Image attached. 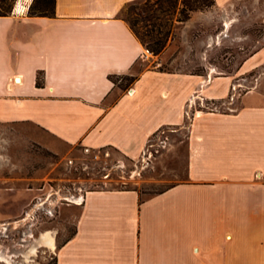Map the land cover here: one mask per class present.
<instances>
[{
  "label": "crops",
  "instance_id": "crops-1",
  "mask_svg": "<svg viewBox=\"0 0 264 264\" xmlns=\"http://www.w3.org/2000/svg\"><path fill=\"white\" fill-rule=\"evenodd\" d=\"M133 1L53 0L50 14L0 16V123L34 129L52 152L111 148L133 160L159 129L187 131V180L148 198L85 192L55 264H264V79L232 112L188 105L197 91L226 98L264 64V43L234 76L149 69L119 16Z\"/></svg>",
  "mask_w": 264,
  "mask_h": 264
},
{
  "label": "rangeland",
  "instance_id": "rangeland-1",
  "mask_svg": "<svg viewBox=\"0 0 264 264\" xmlns=\"http://www.w3.org/2000/svg\"><path fill=\"white\" fill-rule=\"evenodd\" d=\"M143 1L125 5L119 16L144 40L166 41L161 53L148 51L149 69L207 78L234 76L264 43V0H232L196 11H188L182 0H150L145 7ZM18 3L36 14H50L53 7V0H0V8L11 14ZM181 11L188 14L186 21H179ZM247 77L241 83L233 80L222 100H205L197 91L188 105L198 112L211 105L232 112L236 100L264 79V64ZM163 130L154 157L133 160L111 148L74 145L52 152L34 129L0 123V264H55V248L43 247L39 239L51 232L57 247L71 236V205L81 203L87 191L134 189L148 198L185 182L186 128ZM32 248L36 253H30Z\"/></svg>",
  "mask_w": 264,
  "mask_h": 264
},
{
  "label": "trees",
  "instance_id": "trees-1",
  "mask_svg": "<svg viewBox=\"0 0 264 264\" xmlns=\"http://www.w3.org/2000/svg\"><path fill=\"white\" fill-rule=\"evenodd\" d=\"M150 0H144L142 5L145 7L148 5ZM183 5L188 9V11H196L201 10L202 8H209L212 7L215 2L214 0H182ZM53 8V7H52ZM142 11L145 10L142 8ZM8 14V10L6 8H0V16H5ZM31 15H45V14H36L29 12ZM182 15L181 19L179 21L183 22L188 19V14L185 13V11H181L180 13ZM145 20V19H144ZM129 27L133 34L136 36V38L140 41V43L145 47V49L154 55H157L162 52V50L165 47V42L163 40H152V41H146L143 37H140L138 33L134 30L133 25L129 22ZM147 36H150V33L147 34ZM37 85H40L39 77H37Z\"/></svg>",
  "mask_w": 264,
  "mask_h": 264
},
{
  "label": "built area",
  "instance_id": "built-area-1",
  "mask_svg": "<svg viewBox=\"0 0 264 264\" xmlns=\"http://www.w3.org/2000/svg\"><path fill=\"white\" fill-rule=\"evenodd\" d=\"M24 6L20 7L19 14H23V13L27 12L28 9H27V7H24ZM238 87H240V85ZM130 92H131V89L128 90V93H130ZM190 107H192V106H190ZM227 109H229V108H227ZM206 111L207 112H217V111H221V110H219L218 107L211 105L210 107L206 108ZM230 111H234V110L232 109ZM195 114L196 113H194V115ZM164 134H165V131L163 129H159L155 134H153L151 137L148 138V140L145 144V147L142 151L143 157H146V158L154 157V154H156L158 152L156 147L160 146L159 144H157V142L159 143V141H161L160 139L162 138V136H164ZM159 136H160V138H159ZM155 137H157V138H155Z\"/></svg>",
  "mask_w": 264,
  "mask_h": 264
},
{
  "label": "bare ground",
  "instance_id": "bare-ground-1",
  "mask_svg": "<svg viewBox=\"0 0 264 264\" xmlns=\"http://www.w3.org/2000/svg\"><path fill=\"white\" fill-rule=\"evenodd\" d=\"M20 3L16 6L17 9H20ZM19 81V79H18ZM54 236L51 232H44L42 233V236L39 239V244L43 247L49 248L50 250H54L55 248V242H54ZM36 248H32L30 250V253H34ZM36 253V252H35Z\"/></svg>",
  "mask_w": 264,
  "mask_h": 264
}]
</instances>
